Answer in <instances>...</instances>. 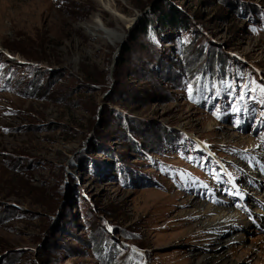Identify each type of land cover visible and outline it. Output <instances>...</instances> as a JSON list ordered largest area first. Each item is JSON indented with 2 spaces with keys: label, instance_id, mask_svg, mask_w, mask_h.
Segmentation results:
<instances>
[{
  "label": "rangeland",
  "instance_id": "374dc122",
  "mask_svg": "<svg viewBox=\"0 0 264 264\" xmlns=\"http://www.w3.org/2000/svg\"><path fill=\"white\" fill-rule=\"evenodd\" d=\"M260 116L264 0H0V264H264Z\"/></svg>",
  "mask_w": 264,
  "mask_h": 264
},
{
  "label": "bare ground",
  "instance_id": "6f19581e",
  "mask_svg": "<svg viewBox=\"0 0 264 264\" xmlns=\"http://www.w3.org/2000/svg\"><path fill=\"white\" fill-rule=\"evenodd\" d=\"M90 5V4H89ZM97 23L95 22V20L93 19L92 20V26H94V25H96ZM129 24H131V22L129 23ZM88 27L87 28V30L89 31V30H91L92 31V33H89V32H83L82 31V29H79V28H77L76 29V32L79 34V35H81L83 38H84V40H85V42H88V41H90V39H91V41H92V39H94V38H96V36L95 35H93V32H96V29L94 28V27ZM68 27V26H67ZM85 31V30H84ZM74 32V31H73ZM105 32H107V34H108V31H102V30H100L99 29V33H101L102 34V36H103V39L105 40H107L109 37L112 39V41H113V39H116L117 38V36L113 33V34H111V36L110 35H107V34H105ZM71 33V32H70ZM107 35V36H106ZM109 36V37H108ZM118 40V39H117ZM93 45V44H92ZM91 45V46H92ZM218 224V223H217ZM216 223H209V224H207V229H212V228H214V226H216L217 225ZM220 224H222V222L220 223ZM220 233V231H216V232H214V234H219ZM216 237H217V235H216ZM215 237V238H216ZM225 244H223V245H220V246H218V247H216L215 248V250L214 251H216V250H219L220 249V247H223ZM214 257H213V255H209V257H207V260H208V262H210V260H212Z\"/></svg>",
  "mask_w": 264,
  "mask_h": 264
},
{
  "label": "trees",
  "instance_id": "16d2710c",
  "mask_svg": "<svg viewBox=\"0 0 264 264\" xmlns=\"http://www.w3.org/2000/svg\"><path fill=\"white\" fill-rule=\"evenodd\" d=\"M172 18H173V21L177 18L176 16H174V15H172ZM130 39H131V37H130Z\"/></svg>",
  "mask_w": 264,
  "mask_h": 264
}]
</instances>
